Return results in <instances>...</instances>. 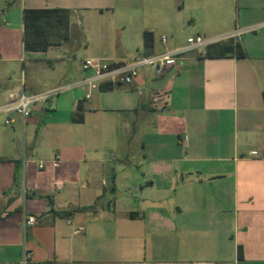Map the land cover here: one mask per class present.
Listing matches in <instances>:
<instances>
[{
	"label": "crops",
	"instance_id": "1",
	"mask_svg": "<svg viewBox=\"0 0 264 264\" xmlns=\"http://www.w3.org/2000/svg\"><path fill=\"white\" fill-rule=\"evenodd\" d=\"M153 1L135 14L133 0H0V106L20 88L71 87L26 119L0 113V264L23 248L32 264H264V0H198L203 37L240 38L130 85H82L72 52L82 41L92 55V35L112 62L185 46L165 36L178 34L175 3ZM45 8L70 11V38L25 52L23 10ZM235 43L245 58L225 52Z\"/></svg>",
	"mask_w": 264,
	"mask_h": 264
},
{
	"label": "built area",
	"instance_id": "2",
	"mask_svg": "<svg viewBox=\"0 0 264 264\" xmlns=\"http://www.w3.org/2000/svg\"><path fill=\"white\" fill-rule=\"evenodd\" d=\"M242 32V30L235 29L229 34L215 38H205L196 35L188 38L186 40L187 44L183 48L154 55L141 54L122 61L112 62L104 58H87L82 61V70L89 75L81 81V84H89L92 88H96L101 84L112 86L130 85L142 68L153 67L156 74H162L167 68L175 65L185 53L201 48L205 49L210 45L231 39H239ZM161 41L165 42V38L162 37ZM70 88V86H63L50 92L36 95H28L22 88L17 89L9 93L6 102L0 106V113H14L22 119H26L30 116L31 107L34 104L46 101L47 98L67 91ZM11 123V119L5 120L6 125ZM55 160H58V156H55ZM38 168H43V162H39ZM36 222L35 217L28 216L24 220V226H32ZM19 264H32L31 253L26 248L22 250Z\"/></svg>",
	"mask_w": 264,
	"mask_h": 264
},
{
	"label": "trees",
	"instance_id": "3",
	"mask_svg": "<svg viewBox=\"0 0 264 264\" xmlns=\"http://www.w3.org/2000/svg\"><path fill=\"white\" fill-rule=\"evenodd\" d=\"M70 11L59 8L24 9L22 13L24 51H46L50 46H57L67 42L69 35ZM153 46V37L150 33L142 36V49L149 50ZM208 48V47H207ZM225 52H232L237 58H245L246 53L238 43L228 45ZM204 55H208L206 51ZM116 86L109 84L99 85L101 91L111 90ZM82 104L79 102L72 115V122L82 121Z\"/></svg>",
	"mask_w": 264,
	"mask_h": 264
},
{
	"label": "rangeland",
	"instance_id": "4",
	"mask_svg": "<svg viewBox=\"0 0 264 264\" xmlns=\"http://www.w3.org/2000/svg\"><path fill=\"white\" fill-rule=\"evenodd\" d=\"M134 1V13H140V8L142 7L143 2L147 1V0H133ZM175 3L176 6V14H175V18L177 19L178 22V34L175 35V39L176 40H171L170 37L168 35L167 39H168V44L171 41H177L178 43H181L183 45H186V40L188 39V37H194L196 36V34H200L197 30L199 28V21H198V15H199V11L197 10L198 6L196 5V2L198 0H171ZM153 2L157 3L158 5H163V6H168L170 5V0H154ZM143 3V4H142ZM147 3V2H146ZM193 20H195V23H193ZM159 33H157L158 35H162L163 32L161 31H157ZM160 35V36H161ZM201 36H203L202 34H200ZM94 43H95V36L92 35V55H90L88 52H86L87 50L85 49V47H83L82 45V41L79 42V45H76L75 50L72 52L73 55L76 57V61L74 62V69H78L81 66V62L83 61L84 58H101L103 57L102 55H99V53H96L95 47H94ZM119 44V42H117V39L115 37V39L111 40V54L110 56H117L119 54H121V47L117 46ZM120 44H122V42H120ZM158 48H160V46L158 45ZM67 54L63 53V58H65ZM18 75L21 69V63L18 64ZM63 66V65H62ZM64 66H69V62L64 63ZM19 82V81H18ZM107 200V199H106ZM106 200H103L104 205L106 204ZM92 208L89 207L87 208L85 211L87 213L92 212L91 210Z\"/></svg>",
	"mask_w": 264,
	"mask_h": 264
}]
</instances>
